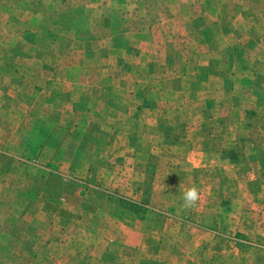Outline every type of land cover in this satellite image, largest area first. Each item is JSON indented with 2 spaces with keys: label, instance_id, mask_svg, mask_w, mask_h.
<instances>
[{
  "label": "rangeland",
  "instance_id": "rangeland-1",
  "mask_svg": "<svg viewBox=\"0 0 264 264\" xmlns=\"http://www.w3.org/2000/svg\"><path fill=\"white\" fill-rule=\"evenodd\" d=\"M24 1L0 264H264V0Z\"/></svg>",
  "mask_w": 264,
  "mask_h": 264
},
{
  "label": "crops",
  "instance_id": "crops-1",
  "mask_svg": "<svg viewBox=\"0 0 264 264\" xmlns=\"http://www.w3.org/2000/svg\"><path fill=\"white\" fill-rule=\"evenodd\" d=\"M6 1L7 2L9 1L10 8H4L3 7L4 4L6 3ZM13 2L15 4L19 5L18 0H0V14L3 15V16H5V15L8 16V18L0 16V19L6 20V24H8V22H14L15 21V18H16V15L14 14V8L12 6L13 5L12 4ZM22 2H25V1L22 0ZM28 3L33 4L32 5V10H33V8L37 4V1L36 0H26V4H28ZM34 17H35L36 21L37 20L38 21L41 20L40 16H38L36 14H34ZM27 19L30 20V18H27ZM42 19L44 21V20H47L48 17L47 16H42ZM8 30H10V35H12V31H11L12 30V27L11 26L9 28H7L5 31H8ZM44 33H42V34L44 35ZM46 33H47V35H51L52 34V32H51L50 29L46 30ZM4 36H8V35L6 33L3 34V32H0V37H4ZM22 36H26V35H22ZM1 49H3V48L0 46V52H1ZM2 51H3V54L0 55V56L3 57V58H4V54H8L9 55L8 57L10 58V54L11 55L12 54L13 55H16L17 54L18 55L20 53H23V54L26 53L25 50H23L22 48H19L17 46H7ZM12 63L13 62L8 61V62H6L5 68L3 67L4 68V73L1 75V80H4V84H6V83L9 84L11 82L12 77H14V75H13L14 72L12 70L14 68H16L17 66L14 63L13 64ZM1 66H0V69L2 71V67ZM8 71L10 73H8Z\"/></svg>",
  "mask_w": 264,
  "mask_h": 264
},
{
  "label": "clouds",
  "instance_id": "clouds-1",
  "mask_svg": "<svg viewBox=\"0 0 264 264\" xmlns=\"http://www.w3.org/2000/svg\"><path fill=\"white\" fill-rule=\"evenodd\" d=\"M183 208L186 210H194L201 200L200 190L196 186L188 187L182 191Z\"/></svg>",
  "mask_w": 264,
  "mask_h": 264
}]
</instances>
